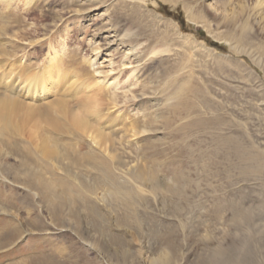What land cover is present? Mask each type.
I'll return each instance as SVG.
<instances>
[{
    "label": "rangeland",
    "instance_id": "rangeland-1",
    "mask_svg": "<svg viewBox=\"0 0 264 264\" xmlns=\"http://www.w3.org/2000/svg\"><path fill=\"white\" fill-rule=\"evenodd\" d=\"M257 2L0 0L12 54L0 46V73L35 72L59 53L68 76L35 104L56 112L64 99L76 108L98 91L91 122L107 138L98 153L116 175L103 187L83 161L87 174L68 179L62 207L0 178V264H264V0ZM83 81L90 87L74 93ZM66 123L68 133L56 134L58 173L79 169L67 137L81 153L92 146ZM28 125L17 141L35 146ZM0 135L11 136L2 120ZM10 228L18 235L8 240Z\"/></svg>",
    "mask_w": 264,
    "mask_h": 264
},
{
    "label": "bare ground",
    "instance_id": "bare-ground-1",
    "mask_svg": "<svg viewBox=\"0 0 264 264\" xmlns=\"http://www.w3.org/2000/svg\"><path fill=\"white\" fill-rule=\"evenodd\" d=\"M5 3H7L5 7L8 8L10 2L6 1ZM257 4H261V0H258ZM5 16L6 15H2L1 17L3 18ZM13 16L15 18V15ZM6 17H9V15ZM6 22L7 20L0 23V46L2 47L1 54L10 57L12 55L10 54L11 50L6 46V38L1 34L4 28L8 27ZM111 42L112 40L109 41V43ZM8 59L11 60V58ZM84 61L88 65L94 66V64L97 63V57H85ZM11 71L0 73V120L4 122V125L8 128L9 134H11L9 137L0 135V178L7 179L10 177L12 182H20L23 187L27 188L29 191L37 195L42 194V196L46 198L44 202H46L47 207H50V205L54 207V204L59 205V207L69 204L70 200L68 199V194H71L69 192L73 186L70 185L71 183H69L68 179H75L79 172H85L87 174L86 171L81 170V167H79L83 161L87 162L89 166L86 165L91 169L88 172L89 174L94 172L93 174H97L95 176L101 180L103 187L112 188L111 182L116 176L113 171L114 168L111 167L112 164L110 161L104 156H100V152L98 151L102 144L104 147L103 150H105L107 138L105 135L98 136V133L94 132V124L91 122V116H98L100 104L98 91L93 90L91 93L87 94L84 101L78 104L76 108L68 107L64 99L57 100L52 106L57 109L55 112L48 107H38L35 102L37 99L41 101L40 99L47 94L49 89L51 90L60 85L68 76V72L61 66L59 53L54 51L53 54H50L49 62L35 72L23 74L19 71L21 74L17 73L13 75L12 73L14 72ZM87 86L90 87V82L83 81L79 87L74 88L72 91L74 93H78L79 91L84 92ZM25 96L34 102H25ZM60 118H63L65 121H61ZM68 118L70 120L69 125L74 126V128L88 136L92 146L87 152L81 153L82 148L78 140L74 143H70L72 140L67 137L69 142H66V144L72 146L71 152L75 154V156H72L71 160L79 169L76 172H72L71 168L62 167V172L58 173L55 172L54 169H51L54 165V156L57 155L58 150L61 152L60 149L57 148L58 135L56 134L68 133V127L66 126V124H68L66 123ZM39 120H43L47 126L44 128V132L42 130L39 131ZM27 123H29L28 129L31 130L30 133L33 134V138L35 137V140L38 141L35 146L26 141H23L24 143H19L17 141L19 138L17 134H21L24 131V127ZM73 134L75 133L73 132ZM11 159L13 160V166L10 165L12 169L9 172L7 168L9 160ZM48 162L53 164H49ZM48 174H50V179L57 178L56 180L61 182V185L60 183H56L59 188L53 183H50L49 177L47 176ZM77 185L81 188V185ZM50 194L56 195L55 202L52 196L50 202ZM89 209L95 217L99 216L95 206L91 205ZM11 230L12 233L6 237L8 240L18 235V231L10 228V231ZM7 242L8 241L4 239L2 243L5 244Z\"/></svg>",
    "mask_w": 264,
    "mask_h": 264
}]
</instances>
